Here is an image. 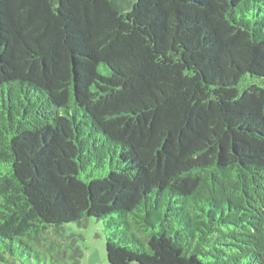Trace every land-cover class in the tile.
<instances>
[{"label": "trees", "instance_id": "trees-1", "mask_svg": "<svg viewBox=\"0 0 264 264\" xmlns=\"http://www.w3.org/2000/svg\"><path fill=\"white\" fill-rule=\"evenodd\" d=\"M264 264V0H0V264Z\"/></svg>", "mask_w": 264, "mask_h": 264}, {"label": "rangeland", "instance_id": "rangeland-1", "mask_svg": "<svg viewBox=\"0 0 264 264\" xmlns=\"http://www.w3.org/2000/svg\"><path fill=\"white\" fill-rule=\"evenodd\" d=\"M65 233L81 247L84 257L80 264H109L106 247V233L103 224L94 218L85 228L77 225L65 227Z\"/></svg>", "mask_w": 264, "mask_h": 264}]
</instances>
